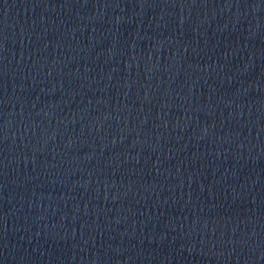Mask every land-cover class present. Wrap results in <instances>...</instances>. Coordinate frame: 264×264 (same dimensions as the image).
<instances>
[{"label": "water", "instance_id": "water-1", "mask_svg": "<svg viewBox=\"0 0 264 264\" xmlns=\"http://www.w3.org/2000/svg\"><path fill=\"white\" fill-rule=\"evenodd\" d=\"M167 0H0V205L115 77Z\"/></svg>", "mask_w": 264, "mask_h": 264}]
</instances>
